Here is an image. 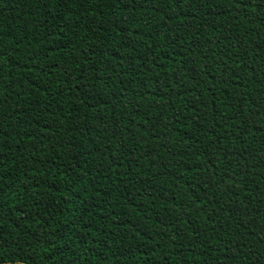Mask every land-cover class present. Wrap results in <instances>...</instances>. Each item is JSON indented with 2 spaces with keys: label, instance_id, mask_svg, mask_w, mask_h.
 I'll list each match as a JSON object with an SVG mask.
<instances>
[{
  "label": "trees",
  "instance_id": "16d2710c",
  "mask_svg": "<svg viewBox=\"0 0 264 264\" xmlns=\"http://www.w3.org/2000/svg\"><path fill=\"white\" fill-rule=\"evenodd\" d=\"M0 264H264V0H0Z\"/></svg>",
  "mask_w": 264,
  "mask_h": 264
}]
</instances>
